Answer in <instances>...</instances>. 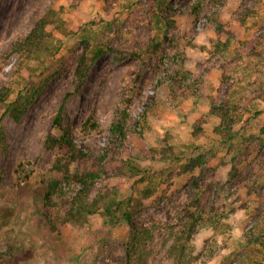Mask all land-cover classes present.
<instances>
[{"label":"rangeland","instance_id":"374dc122","mask_svg":"<svg viewBox=\"0 0 264 264\" xmlns=\"http://www.w3.org/2000/svg\"><path fill=\"white\" fill-rule=\"evenodd\" d=\"M194 1L198 6L189 10ZM48 9L59 11L77 34L67 37L49 26L62 42L44 73L55 76L20 120L0 109V264H180L169 243L187 228L181 204L193 198L190 192L199 200L191 211L203 218L219 213L222 225L181 240L194 256L189 264H204L209 251L213 256L205 264H264V0H0V87L12 84L14 96L22 66L10 47L34 27L35 13ZM217 24L227 33L219 34ZM227 40L230 49L217 48ZM247 41L256 42L261 58L245 57L235 65L239 42ZM111 45L115 51L106 49ZM99 46L105 52L66 102L62 125L95 157L109 147L100 168L111 171L132 159L143 169L124 181L121 195V211L128 209L133 222L152 228L155 221L142 262L138 254L129 255L131 226L122 212L107 219L94 214L80 230L71 224L53 229L45 217L43 175L58 151L44 141L61 134L53 118L73 90L71 55L91 54ZM171 67L183 68L190 79L178 84ZM195 81L214 92L225 82L238 119L232 139L209 113V100L194 92ZM125 96L132 100V130L117 148L110 128ZM145 110L151 129L137 134ZM194 159L200 165L183 173ZM193 176L201 177L199 185ZM106 182L111 183L98 179L96 186ZM78 188L75 181H60L53 214H65Z\"/></svg>","mask_w":264,"mask_h":264},{"label":"trees","instance_id":"16d2710c","mask_svg":"<svg viewBox=\"0 0 264 264\" xmlns=\"http://www.w3.org/2000/svg\"><path fill=\"white\" fill-rule=\"evenodd\" d=\"M190 1L192 0H184L187 3ZM197 6L198 3L194 1L189 5V10L194 11ZM49 26L54 27L55 31L67 37L77 34V30L67 28L59 11L53 9H48L45 13L37 11L35 13L34 27L29 33L18 37L10 47V54H17L21 62L22 67L20 68V72H18L20 78H15V83L21 86V88L14 96L15 90L12 84L1 86L0 109L3 107L5 113H9L16 121L20 120L28 106L43 91L45 86L50 84L51 79L55 76V74L45 75L44 73L50 62L61 50L62 42L48 30ZM217 26L219 34L223 35L227 33L224 27L219 24ZM239 43L241 44L242 50H237L236 54H234L235 65H238L236 61L247 60L245 57L261 58L260 52L257 51L255 41ZM230 46L231 43L229 40L224 43H217V48L221 49H230ZM106 49L115 51L112 45L106 47ZM104 52L105 48L103 46L97 47L91 54L87 50L80 53L72 52L70 66L73 69V90L66 93L53 118L54 124L60 129L61 134L58 137L49 134L44 141L46 148L57 149L58 151L52 166L43 175V181L47 187L44 198V206L46 209L45 217L53 229H58L64 224H71L74 228L80 230L85 227L89 222L90 216L94 214L101 213L107 219L122 212L121 206L123 203L121 202V195L124 181L143 171L141 166L132 159L127 160L125 164L111 171H107L104 167L100 168L102 162L110 154L109 147L104 148V153L100 157H95L91 150L80 146L71 136L68 129L62 125V113L66 102L72 95L81 91L83 83L88 76L91 62L95 61ZM31 62L35 63V65H31ZM230 64L233 63L229 62V64L224 65L222 68L223 79L227 77L226 73H228L227 69ZM170 69L173 70L175 76L179 77V79L174 78L178 84L190 79L189 73L183 70V68L171 67ZM26 71L28 72L25 73ZM37 75L45 76L41 80L36 81L33 78ZM224 85L225 82L218 87L217 92H214L216 88L213 86L207 85L204 82H193L194 92L197 95H203L209 100V113L221 120L220 126L224 129V131L221 129V132L225 133L227 140H229L233 137V127L238 123V119L234 114V103L231 96L224 93ZM12 96H14L13 99H11ZM22 99L23 101H21ZM123 102L126 105L118 109L116 118L110 128V143L117 144V148L124 146L127 134L132 130L129 123L133 120V117L128 108L132 100L127 99L125 96ZM147 113L145 110L136 121L135 131L137 134H142L144 131L151 129ZM163 151H165V155L168 154L167 150ZM90 162H92L91 165ZM74 163L77 164L75 170L71 168ZM200 163L198 159H194L182 167V172H190L199 166ZM103 175L105 178L102 177ZM62 179L75 181L79 185V188L72 191L73 196L70 208L63 216H60L59 213L53 214L52 196L56 193V187ZM98 179H103L104 181L109 180L111 183L106 182L107 184L104 187L98 188L96 186ZM200 180V176H193V185H199ZM148 195H150V192ZM190 195L193 198L189 202L181 204L182 215L183 217H187L185 222L187 228L183 230L178 240L169 243L171 254H174L175 257L180 259V264H189L194 259L193 254L185 252L186 247L181 246L182 239L185 238L190 241L199 228L213 227L217 230L222 225L219 213H211L207 218H203L198 212L191 211L194 207L196 209L199 208V200L196 198L195 193L190 192ZM210 208L214 210L215 207L211 206ZM122 214L123 219H126L131 226V237L128 243L129 255L132 257V255L138 254L142 262L147 257V253L144 255L143 253L147 251V241L152 239V231L156 227L155 221L152 220V228H142L138 223L132 221V214L128 209L124 210ZM212 256L213 252L209 251L203 263L205 264V262L209 261Z\"/></svg>","mask_w":264,"mask_h":264}]
</instances>
